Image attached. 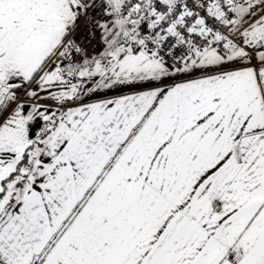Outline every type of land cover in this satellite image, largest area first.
<instances>
[{
    "label": "snow or ice",
    "instance_id": "6c2138e0",
    "mask_svg": "<svg viewBox=\"0 0 264 264\" xmlns=\"http://www.w3.org/2000/svg\"><path fill=\"white\" fill-rule=\"evenodd\" d=\"M0 264H264V0H0Z\"/></svg>",
    "mask_w": 264,
    "mask_h": 264
}]
</instances>
